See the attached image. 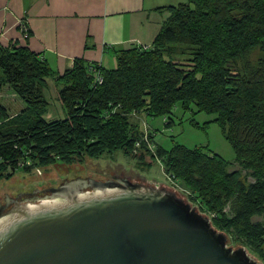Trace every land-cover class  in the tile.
<instances>
[{
  "label": "trees",
  "instance_id": "16d2710c",
  "mask_svg": "<svg viewBox=\"0 0 264 264\" xmlns=\"http://www.w3.org/2000/svg\"><path fill=\"white\" fill-rule=\"evenodd\" d=\"M160 9L169 16L153 43L116 51L113 69L74 59L58 74L27 47L0 43V93L8 88L26 104L16 115L0 104V180L117 152L141 170L158 161L228 235V245L244 246L264 264V224L253 221L264 216V0H186ZM50 79L60 86L61 118H46ZM177 106L184 114L213 115L190 124H216L234 161L207 147L174 143L167 150L129 119L137 112L162 117L169 128Z\"/></svg>",
  "mask_w": 264,
  "mask_h": 264
},
{
  "label": "water",
  "instance_id": "95a60500",
  "mask_svg": "<svg viewBox=\"0 0 264 264\" xmlns=\"http://www.w3.org/2000/svg\"><path fill=\"white\" fill-rule=\"evenodd\" d=\"M106 175L3 191L0 264H263L175 189Z\"/></svg>",
  "mask_w": 264,
  "mask_h": 264
},
{
  "label": "crops",
  "instance_id": "0c3cea01",
  "mask_svg": "<svg viewBox=\"0 0 264 264\" xmlns=\"http://www.w3.org/2000/svg\"><path fill=\"white\" fill-rule=\"evenodd\" d=\"M183 2L0 0V43L27 47L58 74L74 59L113 69L116 51L153 43L169 16L160 8ZM21 25L28 29L27 37Z\"/></svg>",
  "mask_w": 264,
  "mask_h": 264
},
{
  "label": "rangeland",
  "instance_id": "374dc122",
  "mask_svg": "<svg viewBox=\"0 0 264 264\" xmlns=\"http://www.w3.org/2000/svg\"><path fill=\"white\" fill-rule=\"evenodd\" d=\"M185 1L186 0H184V2ZM256 55L257 53H254L251 58L255 60L257 57ZM59 88L60 86H57L53 80H47L45 96L50 104L49 112L46 115L47 119L62 117L61 107L55 100V94ZM0 104L8 110L10 115H16L26 107V104L8 88H4L2 93H0ZM173 113L175 122L174 125L169 128L165 126L166 120L162 117L155 119L148 118L137 112L134 113V115L130 114L129 119L133 123L136 122L140 124L145 134L151 133L155 142L167 150L170 149L174 143L184 145L188 148L197 146L207 147L224 160L230 163L234 161V153L229 144L223 139L221 131L216 124L212 123L203 129L194 128L190 124V120H194L202 125L203 123L213 120V115L199 113L192 116L190 112L184 114L179 106L174 109ZM145 162H150L148 156L145 157ZM137 163V160L127 157L121 152H117L112 156L104 155L98 160L86 159L84 162H75V164L70 166L34 167L29 172L17 170L12 177L0 180V194L3 191H8L10 195L15 196L18 192H32L35 188L42 189V187L47 188V186L56 187L63 179H72L74 177H91L105 180L110 177L106 175L108 169L116 171L119 168L127 176L142 178L148 183L156 186L161 184L165 185L175 189L178 193L186 197V191L164 175L162 165L158 161L152 163L149 170L139 169ZM237 168V166H234L230 168V170H235ZM2 200L3 199H0V201ZM253 221L262 222L264 224V216L254 217ZM230 246L235 247L234 244Z\"/></svg>",
  "mask_w": 264,
  "mask_h": 264
},
{
  "label": "built area",
  "instance_id": "2783aa9c",
  "mask_svg": "<svg viewBox=\"0 0 264 264\" xmlns=\"http://www.w3.org/2000/svg\"><path fill=\"white\" fill-rule=\"evenodd\" d=\"M21 29H22L23 36H24V37H27V36H28V29H27L24 25H21ZM135 47H136V48H139V49H141V50H147V49L149 48V46H135ZM89 70H90V73H91L92 76H93L94 83H96V84H101V83H102V77H101V75H100V72L97 71V70H95L94 68H90ZM132 115H134V113H132ZM144 140L147 141V140H146V136L144 137ZM150 147H151V146H150ZM191 204H192V205H195V207H197V209L199 208L196 204H193V203H191ZM198 210H199V209H198ZM199 212H200V210H199ZM200 213H202V212H200ZM202 214H204V215L207 216V214H205V213H202Z\"/></svg>",
  "mask_w": 264,
  "mask_h": 264
},
{
  "label": "flooded vegetation",
  "instance_id": "af4514ba",
  "mask_svg": "<svg viewBox=\"0 0 264 264\" xmlns=\"http://www.w3.org/2000/svg\"><path fill=\"white\" fill-rule=\"evenodd\" d=\"M110 176H114V174H113V175H110ZM43 196H44L43 194H38V195H36L35 197H36V198H42ZM3 204H4V200L0 201V208L3 207ZM8 208H9V207L3 209L2 211L5 212Z\"/></svg>",
  "mask_w": 264,
  "mask_h": 264
}]
</instances>
